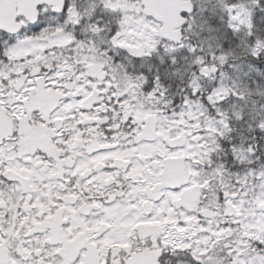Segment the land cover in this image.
<instances>
[{
    "label": "snow or ice",
    "instance_id": "obj_1",
    "mask_svg": "<svg viewBox=\"0 0 264 264\" xmlns=\"http://www.w3.org/2000/svg\"><path fill=\"white\" fill-rule=\"evenodd\" d=\"M0 264H264V0H0Z\"/></svg>",
    "mask_w": 264,
    "mask_h": 264
}]
</instances>
